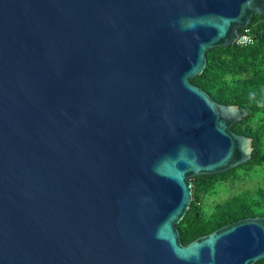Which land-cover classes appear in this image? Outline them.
<instances>
[{
    "label": "water",
    "instance_id": "obj_1",
    "mask_svg": "<svg viewBox=\"0 0 264 264\" xmlns=\"http://www.w3.org/2000/svg\"><path fill=\"white\" fill-rule=\"evenodd\" d=\"M264 0H0V264H253L264 215L184 244L198 175L250 160L191 79Z\"/></svg>",
    "mask_w": 264,
    "mask_h": 264
},
{
    "label": "trees",
    "instance_id": "obj_2",
    "mask_svg": "<svg viewBox=\"0 0 264 264\" xmlns=\"http://www.w3.org/2000/svg\"><path fill=\"white\" fill-rule=\"evenodd\" d=\"M247 28L252 43L208 50L206 66L191 81L220 103L240 108L242 119L232 129L252 138V155L225 172L191 179L192 200L177 224L184 244L222 225L264 215V184L259 178L264 172V15L253 14ZM253 181V186L239 187L240 182ZM226 187L234 193L206 207V199ZM253 264H264V257Z\"/></svg>",
    "mask_w": 264,
    "mask_h": 264
},
{
    "label": "rangeland",
    "instance_id": "obj_3",
    "mask_svg": "<svg viewBox=\"0 0 264 264\" xmlns=\"http://www.w3.org/2000/svg\"><path fill=\"white\" fill-rule=\"evenodd\" d=\"M261 177L262 181L261 183L264 184V172L259 175V178ZM253 182H249L244 184L243 182H240L239 187H246V186H253ZM234 189H228V187L223 188L219 190L217 193H215L212 197L206 199L205 205L206 207H209L215 200L221 199V198H227L228 196L232 195L234 193Z\"/></svg>",
    "mask_w": 264,
    "mask_h": 264
},
{
    "label": "built area",
    "instance_id": "obj_4",
    "mask_svg": "<svg viewBox=\"0 0 264 264\" xmlns=\"http://www.w3.org/2000/svg\"><path fill=\"white\" fill-rule=\"evenodd\" d=\"M253 42V37L247 27H244V29L240 32L236 43L240 45H247Z\"/></svg>",
    "mask_w": 264,
    "mask_h": 264
},
{
    "label": "clouds",
    "instance_id": "obj_5",
    "mask_svg": "<svg viewBox=\"0 0 264 264\" xmlns=\"http://www.w3.org/2000/svg\"><path fill=\"white\" fill-rule=\"evenodd\" d=\"M247 27V26H246ZM241 32V31H240Z\"/></svg>",
    "mask_w": 264,
    "mask_h": 264
}]
</instances>
